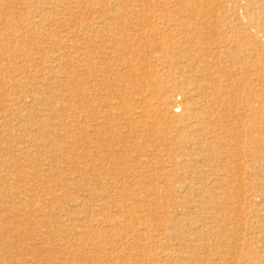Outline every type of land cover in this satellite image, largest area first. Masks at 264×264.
<instances>
[{"label": "rangeland", "instance_id": "1", "mask_svg": "<svg viewBox=\"0 0 264 264\" xmlns=\"http://www.w3.org/2000/svg\"><path fill=\"white\" fill-rule=\"evenodd\" d=\"M50 1L55 2L54 0ZM73 1H80L86 8L84 7L83 10L78 8L76 12L71 13V11L64 9V7H58L59 9L57 8V11H52V6L50 5L51 2L49 3V0L48 2L47 0H0V116L3 114L5 116L0 118V141L11 151L8 152L10 155H8V157L12 159L14 157L15 160L18 159L17 161L20 164L24 159L22 156L19 157L20 154L17 153L15 149L17 146L16 136L18 135L17 137L29 141L27 144V150H29L28 155L32 161V165H29L31 168L28 166L26 167L24 163H22V165L28 172L29 169H35L40 172V175L42 174L39 177L38 183L26 186L32 190L39 200L36 209L32 212H28V215H22L16 210L7 211L6 209H8L11 204L15 203V198L14 196H11L9 190L0 187V264H62V258L71 261L72 264H115L121 262L120 257L123 256H128L130 258L127 260V264H134L135 262L136 264H144L145 261H142L138 254L140 253V250H136L138 248L135 245H132L130 241L127 243H130L131 246L130 244H127L128 246H123L114 237V240L103 239L105 234L102 235V233H100L101 235L99 234L100 236L97 235L98 237L95 242L107 248L108 252L111 250L109 253L110 255L98 251L95 246H93L94 243H90L92 246L89 244L87 250L91 260L85 259L84 261V258H81L82 256L78 253L75 255L66 254L67 256L63 257L61 254L66 252L68 244L73 245L75 241H78L79 236H77V238L75 237V239H71L67 230L70 229V227L59 224L56 220L59 218L64 219L71 215L72 217H79V219L83 218L82 221L86 218L85 220L88 221L85 223L89 225L91 220L100 215L101 212L99 210L101 206L104 207L102 210V213L104 212L103 214L106 215L110 213L116 217L118 215H115L117 214V209L115 207L118 206V204L119 206H122L125 203L124 199L118 198L119 196L116 192L124 189L126 191L124 194L125 199H130L128 204L126 203L128 209L135 211L136 216L139 218V229L144 232L145 228L149 231V234H151L157 225V219H160L161 214L167 210L179 208L186 204L193 207L195 206L194 210L198 213L199 211L206 210L208 206L204 202L207 201L206 198L208 195L206 196V193L203 192L211 189L209 185V182L213 179V176L211 177V175L217 173V171L218 174H222L224 171V174L226 173L229 176L224 182V188H226V191H228L229 195L232 197L229 196L226 201L225 199L220 198V192L218 191L216 193L218 197L216 204L219 207L228 210H238L239 213L241 212V216L236 217L238 221H256L261 218H257L256 216H260L262 212L264 217V52L252 49L253 47H248L251 50H246L247 52H244L243 49H237L236 47L242 46L243 43H250L247 36L241 33L246 26V21H243L242 18L244 14H247V20L251 23L250 26L264 24V0H213L214 6H211V9H209L211 11L215 9V14L212 17L213 20H209L211 26L214 22L213 26L211 27L209 25L211 28L206 30L205 33L204 30H202L198 35H189L187 37L191 46L199 41L198 43H203L201 46L208 47L207 49H210V46L212 45L211 43L214 41H226L228 37L231 36L232 38V35L235 37L232 39L233 41L231 40L232 42H229V45L232 48L231 50L235 54H230V56L233 55V57H230V60H232L234 64V61L237 63L236 59L239 58V60L242 59L247 63L248 66L247 69H241L243 71H240V73H237L238 75L231 79V82H234V86H231L232 88L230 87L231 90L229 89V95L226 94L228 99L230 98L231 100L233 98L232 95L235 94L236 107L230 108L228 106V111L225 112L227 115L226 118H220L222 122L227 124V127L218 121H215L214 124L211 123L210 128L213 131L218 130V133H214L215 139H212L213 141L210 145L204 147L205 154L200 152L197 154L195 151H190L191 149L187 148L188 146L180 143L172 141L163 142L161 136L166 135L163 133L165 132V124L154 114H152L150 118L146 120L147 123H145L153 129V133L150 134L151 137H149V135L146 137L150 130L148 127L141 128L139 126V130L143 129L139 134L134 130H131V134H129L128 137V140L131 142L127 141L128 144L126 148L132 155V162L126 163L124 166H127L128 164L131 173L145 172V170L147 172L148 166L146 167L144 165L136 164V154L137 156L143 155L144 157L152 156L157 159L153 160L157 167L162 165V162L164 161L163 164L167 166L165 171L169 173L167 177L160 176L162 175L160 174L159 177L156 176L153 180L152 178H145L141 182L136 179L135 181H132V179H115L114 181V178L111 180L106 176L108 173H105L109 170L108 167L97 172L99 173V179L96 178L95 180H90V178L84 176L82 172H76L75 170H78V163L74 155V145L71 143L72 141H70L73 138L74 130H69L71 132L69 135L72 138L68 140L67 144H65L64 141L61 142V140L59 141L56 139V135L54 134L55 131L51 127L52 120H48L46 117L54 108L56 115L60 119H65L64 115H66V113L58 109L62 103L72 110L74 108L76 109V99L73 94L76 86L73 83H65L63 84V88L60 86L56 87L54 86L53 81L48 77V74L53 73L56 74L57 80L64 81L65 79L63 77H65L67 72L68 74L71 73L70 76L73 75L75 68H73V66L71 67V65L68 66V62H70L74 56L72 36L76 31H79L84 25H88L92 21L110 18L116 15L126 20L127 24H131L130 27L133 26V28L140 31L137 25H140L139 19L142 17L140 6L141 0H102L101 3H98L99 0ZM164 3V0H159V11H155L152 8L147 16L150 19H155L160 17L166 18L168 14H170V16L174 15L172 14V8L166 10L167 4L165 5ZM175 4V8H177L178 4ZM193 6L195 7V5ZM193 6L191 7L193 8ZM61 9H63L64 12ZM236 19L237 21H235ZM214 25H216V27ZM209 30H212L211 33L213 35ZM203 37H206V39ZM207 38L209 40H207ZM175 39L181 42L184 41V39L179 36ZM194 39L197 41H194ZM58 40L63 41L61 42L63 44L61 47L55 43ZM144 41L146 47L151 44L149 40ZM135 43L136 42H132V44ZM191 46L188 47V49L184 48L175 50L173 52L174 58L171 60L181 62L182 59L180 57L182 53L191 56L201 55L203 57L208 55V53L204 52H202L203 54L197 51L195 52ZM233 48L235 50H233ZM136 50V55L139 60L141 59L140 63L143 66V70H146V67H148L151 74L157 75L158 73H156V71H158L160 67H155V64L151 63V61H153L151 58H153L152 55L159 56L162 54L161 51L157 49V51L160 52L158 53L155 49H152L153 51H148L147 49ZM58 52L64 54V63L60 68L57 66L56 69V65H51L49 57L52 53ZM146 52H149V54ZM243 53L244 55H242ZM129 56L130 55H128V57ZM210 56L211 54H209V57ZM209 57L207 59L212 60V57ZM230 60H226L228 62L227 64H232L230 63ZM165 63L166 68L170 67V64H167V62ZM233 64L232 68H234V70L244 66L237 64H234L236 65L234 66ZM179 71L180 70L177 72L179 73ZM217 85L226 88L228 82L225 83V85L222 83H218ZM134 98L136 99L137 97L135 96ZM178 99L177 101L179 102ZM6 100L9 101L7 102ZM18 101H22L20 106L23 110H21L20 114L23 116V121H25L24 127L21 128L13 126V116L11 114L9 115L6 111L7 105H12L14 102ZM122 101L127 103L131 108L141 105L140 102L133 100L131 96H126L125 98L122 97ZM148 101L153 106L156 102V98L149 96ZM15 108L16 107L11 108V113H15ZM68 114L70 113L68 112ZM35 115H43L45 117L43 118L42 131L34 125ZM71 119L72 117L70 114V120ZM222 128L224 130H222ZM144 130H146V134ZM13 131L14 135H11V132ZM160 131L162 134H158ZM42 132H50V135H52L50 137L60 148L61 151L56 154L58 160L56 159V156H54L55 154L52 155L46 153V148L43 149V147H39L38 145L36 147L31 141L38 138V140L43 142L46 137L43 136ZM100 136L103 137L101 138ZM208 138L211 140L210 137ZM99 139L102 143L107 141L106 143L110 144L108 142L110 139L107 138L104 133L99 135ZM106 143H104V145H107ZM132 143L136 144V147L133 149H131L133 146ZM155 145L157 146V148L155 147L157 153L154 152V154L153 147ZM177 147L180 151H184V153L182 152L181 154L184 156L183 159L185 161L178 159L180 154L176 151ZM223 147L225 149H223ZM106 148L108 147L106 146ZM106 148L105 146L103 147L101 153L102 156L105 154L107 150ZM227 152L230 154H228L229 157L227 154L225 155ZM211 158L213 160H211ZM182 162H187L186 164L189 165L188 169L182 167ZM50 165L52 167L49 168ZM193 165L202 171V173H200V181L198 179L199 176L194 172ZM248 165L250 167H248ZM124 166L123 168H125ZM136 166L137 168H134ZM235 166L236 168L238 166V168L236 169ZM78 167L80 169L81 166L78 165ZM142 167L144 168L141 169ZM138 168L141 170H138ZM2 170L3 169L0 170V172H2L0 173V185L6 180L5 177L3 178L6 172ZM54 170L57 172V175ZM128 173L130 172H127V174ZM187 176L190 178H187ZM179 182L181 183L177 184ZM21 183L22 182H19L18 185ZM174 184L177 186L175 187ZM183 184L184 186H188L187 189L181 188ZM132 191H135L137 203L132 200L134 196H129ZM226 191L223 193L228 194ZM200 194H204L205 196L201 197L202 195L200 196ZM177 196H181V199L183 200L180 201ZM43 201L45 203H43ZM75 201L82 203V208L76 207L74 203ZM213 201L214 200H212V202ZM130 203L131 206L133 205L132 207L130 206ZM134 204L136 207L138 205L139 209L136 208ZM208 205L211 209L215 206L213 203ZM110 209H113L112 212ZM246 211L252 212L249 215H246ZM118 214L120 217L122 213ZM78 224L81 225L82 222L77 224L74 222V226H77ZM251 226L254 227L253 225ZM112 233L115 234L113 230ZM237 233L242 235L243 231L240 232V230H238ZM41 235L43 236L42 239H40ZM32 236L37 239L36 242L31 240ZM47 237L50 239L48 240ZM245 240H247V238H245ZM242 242L243 241H241V243ZM230 243H232V241H230ZM245 243L251 244L253 241L247 240ZM253 246H255V244H253ZM132 247H135L133 249L134 252L132 251ZM127 250H129V252ZM133 253L136 257H134L135 255ZM102 254L106 256H103ZM57 259H60V261H57ZM235 260L237 261L239 259H236L235 257L232 258V261ZM122 264H126V262Z\"/></svg>", "mask_w": 264, "mask_h": 264}, {"label": "bare ground", "instance_id": "2", "mask_svg": "<svg viewBox=\"0 0 264 264\" xmlns=\"http://www.w3.org/2000/svg\"><path fill=\"white\" fill-rule=\"evenodd\" d=\"M54 1L55 2H51L49 0V3L51 2L50 5L52 6V11H57L58 7H64V9L74 13L78 8L83 10L85 7L80 1ZM164 1V4H167L166 10H168V8H172V14L174 15L170 16V14H168L166 18L160 17L150 19L147 14L150 13L152 8L155 11H159V0H141L140 6L142 17L139 19L140 25H137L140 31L136 28H133V26L130 27L131 24H127V21L118 15L92 21L91 23L89 22L90 24L84 25L82 29L76 31L74 35L72 34V47L74 50V56L72 60L68 62V66L71 65V67L73 66V68H75L73 75L70 76L71 73L68 74L67 72L65 77H63L65 80L59 81L57 80L56 74H48L49 79L53 81L54 86L56 87L60 86L63 88V84L65 83H73L76 86L75 90L73 89V94L76 99V109L74 108L72 110L62 103L58 109L66 113V115H64L65 119H60L56 115L54 108L46 117L48 120H52L51 127L55 131L54 134L56 135V139L59 141L61 140V142L64 141L65 144H67L68 140L72 138L69 135L71 133L69 130H74L73 134L76 135L75 137L73 135V138L70 141H72L71 143L74 145V155L76 157L77 163L81 166L79 169L77 165L78 170L75 171L78 173L82 172L83 175L89 177L90 180H95L96 178L99 179V173L97 172L103 170L106 167L109 168V170L107 169L109 172L111 171L109 173L105 170V173H108L106 176L111 180L114 178V181L115 179H132V181H135L136 179L141 182L145 178H152L153 180L156 178V176L159 177L160 174H162L160 176L167 177L169 173L165 171L167 166L163 164L164 161L162 162V165L157 167L153 161L156 158L152 157L151 154V157H144L143 155L137 156V154L136 158L134 157L135 161L137 160L136 164L144 165L146 167L148 166L147 172L144 169L145 172L141 171L131 173V170L128 167L129 165L127 164V166H124V164L132 162V155L126 148L128 144L127 141L131 142L128 140L129 134H131L130 131L134 130L139 134L143 131V129L139 130V126L141 128H150V126L145 123H147L146 120L149 119L152 114H154L157 115L158 118L161 119L165 124V132L163 133L166 135L161 136L163 142L172 141L175 143H180L188 146L187 148L191 149L190 151H195L197 154L199 152L204 153V147L212 143V139H215L214 133L218 131H213L210 128L211 123L214 124L215 121H218L227 127V124L222 122L220 118H226L227 115L225 112L228 111L229 107H236L235 94L232 95L231 93L233 96L232 100L230 98L228 99L226 94L229 95V89L231 90V86H234V82H231V79L238 75L237 73L243 71L241 69H247L248 66L247 63H245L242 59V61L239 60L238 58L236 59L237 63L234 61V64L244 66L242 68L237 67L238 69L236 70L232 68L233 62L230 60V57H233V55L230 56V54H234V52L231 50L232 48L229 45V42H232V39L235 37L232 35V38L230 36L226 39V41H214L211 43L212 45L210 46V49H207L208 47L206 48L205 46H201L203 43L200 44L198 43L199 41L191 46L189 39H187L189 35H198L202 30H204L205 33L206 30L213 26L214 22L211 26L209 21L215 14L214 8L212 11L209 10L211 9V6H214L213 0ZM101 2L102 0L98 1V3ZM175 3L178 4L177 8H175ZM193 5H195V7ZM191 6H193V8ZM246 15L247 14H244L242 17L243 21H246V26L243 28L241 33L247 36L248 41L250 40V43H243L242 46L236 47L237 49H243L244 52H247L246 50H251L248 47H253L252 49L264 52V24L262 23L260 25L250 26L251 23H249L247 20ZM235 21H237V19ZM209 25L211 27H209ZM214 26L216 27V25ZM211 31L209 30L210 33ZM177 36L183 38L184 41L181 42L175 39ZM203 38L206 39V37ZM144 40H149L151 44L146 47V45H144L146 44ZM207 40L209 39L207 38ZM194 41L197 40L194 39ZM61 42L63 41L58 40L55 43L61 47L63 45ZM132 42L136 43L132 44ZM190 46L195 52H204L208 53V55L203 57L201 55L191 56L182 53L180 57L182 59L181 62L171 60L174 58L173 52L175 50L184 48L188 49ZM136 49H147L148 51H151L152 49L157 51L158 49L161 51L162 54L159 56L152 55L153 58L151 59L153 61L150 60L152 64H155V67H160V69L156 71V73L159 75L151 74L148 67H146V70H143V66L140 63L141 59L139 60L138 56L136 55ZM233 50L235 49L233 48ZM146 53L149 54V52ZM209 54H211L210 57H212V60L207 59ZM128 55L130 56L128 57ZM242 55H244V53ZM63 58L64 54L59 52L52 53V55L49 57L51 65H56V69L57 66L60 68V66L64 63ZM226 60H230V63L232 64H227L228 62ZM165 62L170 64V67L166 68ZM178 70H180L179 73L177 72ZM227 82L228 86L226 85V88L217 85L218 83L225 85ZM121 96L124 98L126 96H131L133 100L140 102L141 105L131 108L127 103L122 101ZM135 96L137 97L136 99L134 98ZM147 96H153L156 98V102L153 106L149 103ZM6 101L8 102L9 100ZM21 102L22 101H18L14 102L12 105H7L6 110L9 115L11 114L13 116L12 123L13 126L17 128L24 127L25 122L23 121V116L20 114L21 110H23L20 106ZM12 107H16L14 110L15 113H11ZM68 112L71 114V120L70 114H68ZM3 117H5L4 114L0 116V118ZM43 118H45L43 115H35L34 117V125H36L41 131L43 129ZM222 130L224 129L222 128ZM144 131L146 134V130ZM101 132L106 134L107 138L110 139L108 141L110 144H107V141L105 142L103 139L102 140L107 145H104V143L101 142L99 139V135L103 134ZM160 132H158V134H162V132ZM152 133L153 129L150 128L146 137L148 135L151 137L150 134ZM42 134L44 137H46L43 142L38 140L36 137V139L31 141L36 145V147L38 145L39 147H43V149L46 148V153H50L52 155L55 154L54 156H56L57 159L56 154L61 151L60 148L50 137L52 136L50 135V132H42ZM11 135H14V131L11 132ZM17 136V146L15 149L17 153L20 154L19 157L22 156L24 159L22 163H24L26 167H30L32 165V161L28 155L29 150H27V144L29 141ZM208 137H210L211 140H209ZM104 146L105 148L106 146L108 148H106L107 150L105 149L106 152L102 156L101 153ZM135 147L136 144L134 143L131 149ZM155 147L157 148V146L155 145L153 147V153L156 152ZM223 149L225 148L223 147ZM176 151L180 154L178 159L183 161L184 156L181 153H184V151H180L178 147ZM8 152L11 151L0 141V170L3 169L2 171L6 172L5 176H3V178L5 177L6 180L2 183V185H0V187L9 190L11 196H14L15 198V203L11 204V206L6 210H16L18 213L26 215L28 212L35 210L39 204V200L37 199L36 195L32 192V190H30V188H27L26 186L32 185L33 183H38L39 177L42 174L40 175L38 170H31L29 168L28 172L27 169H24L25 167L22 165V163L20 164L17 161L18 159L15 160L14 157L13 159L8 157ZM226 154L229 157V152L225 153V155ZM211 160L213 159L211 158ZM186 163L187 162L182 164L184 169H188L189 165ZM194 165V172L199 176L198 179L200 181V173H202V171H200ZM52 166L50 165L49 168ZM123 166L125 168H123ZM248 167L250 166L248 165ZM134 168H137V166ZM143 168L144 167L141 169ZM141 169L138 168V170ZM127 172L130 173L127 174ZM55 173L57 175V172ZM188 177L189 176H187V178ZM211 177L213 178L212 181L209 182L211 189L203 192L206 193V196L208 195L206 198L207 201L204 202L208 206L206 210L199 211L198 213L194 210L195 206L193 207L189 204L180 206L179 208L167 210L161 214L160 219H157V225L151 234H149V231H147L145 228L144 232L139 229V218L136 216L135 211L128 209L127 204L130 199H125L124 194L126 191L124 189L116 192L118 193V198L125 200L124 205L121 204L122 206H119L118 204V206L115 207L117 209V214L115 215H118L116 217L110 213L106 215L103 214L104 212L102 213V210L104 207L101 206L99 210L101 212L100 215H97L98 217L91 220L89 225L85 223L88 221L85 220L86 218H84L85 221H82L83 218L79 219V217H72L71 215L64 219L59 218L56 220L57 223L70 227V229L67 230L71 239H75V237L77 238V236H79L78 241H75L73 245L68 244V247H66V252L62 253L61 256L65 257L67 256L66 254L75 255L78 253L82 256L81 258H84V261L85 259L91 260L87 250V247L90 243H94L93 246H95L98 251L103 252L104 254H109L111 250L108 252L107 248L95 242L98 237L97 235L102 233V235L105 234L103 239L112 240L114 237L123 246L127 245V242L130 241L132 245H135L138 248L136 250H140V253L138 254L142 261H145L144 264H264L263 212L260 214V216H256L257 218L261 217L260 219L256 218V221H238L236 217L241 216V212L239 213L238 210L234 209L228 210L226 208L219 207L216 204V200L218 198L216 193L218 191L220 192V198L226 200L230 196L228 191H226V188H224V182L229 176L226 173L224 174V171L222 174H218L217 171V173H213ZM19 182H22V185H18ZM180 183L181 182L177 184ZM187 187L188 186H184L183 184L181 188L187 189ZM224 191H226L228 194L223 193ZM201 195L202 194H200V196ZM129 196H134V199L132 198V200H134L133 202L137 201L135 198V191H132ZM203 196L205 195L203 194L201 197ZM177 198L180 201L183 200L181 199V196H177ZM212 200L214 201L212 202ZM43 203L45 202L43 201ZM74 203L76 207L82 208V203H79L78 201H75ZM210 203L215 205L212 209L208 205ZM136 208H138V205ZM110 210L112 212L113 209ZM251 212L252 211H246L245 214L249 215ZM118 213H122L120 217ZM74 222L75 224L82 222V224L74 226ZM112 230L115 232V234L112 233ZM238 230H240V232L243 231L242 235L237 233ZM42 237L43 236L41 235L40 239H42ZM245 238H247V240L253 241V243H245L247 242ZM47 239L49 240L50 238L47 237ZM31 240L33 242L37 241L34 236L31 237ZM230 241H232V243H230ZM241 241L244 243H241ZM253 244H255V246H253ZM134 248L135 247H132L133 252ZM129 250L127 251L129 252ZM134 257H136V255ZM234 257L236 259L238 258L239 260L232 261V258ZM60 259H57V261H60ZM120 259L121 262L115 264H122L125 262L127 264V260L130 258L128 256H123L120 257ZM61 261L62 264H72L71 261L64 258H62ZM134 264H136V262Z\"/></svg>", "mask_w": 264, "mask_h": 264}]
</instances>
